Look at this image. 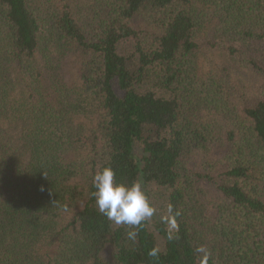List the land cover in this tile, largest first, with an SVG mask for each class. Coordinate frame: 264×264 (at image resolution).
<instances>
[{
    "label": "trees",
    "instance_id": "trees-1",
    "mask_svg": "<svg viewBox=\"0 0 264 264\" xmlns=\"http://www.w3.org/2000/svg\"><path fill=\"white\" fill-rule=\"evenodd\" d=\"M105 165L150 219L98 211ZM0 264H264V0H0Z\"/></svg>",
    "mask_w": 264,
    "mask_h": 264
},
{
    "label": "clouds",
    "instance_id": "clouds-1",
    "mask_svg": "<svg viewBox=\"0 0 264 264\" xmlns=\"http://www.w3.org/2000/svg\"><path fill=\"white\" fill-rule=\"evenodd\" d=\"M115 176L116 173L110 165L98 168L92 176L94 191L91 192V196L95 199L98 211L116 225L139 226L142 221L154 215L155 208L151 206L142 190L141 181L135 180L125 184L117 182ZM167 212L169 215L162 219L169 222L170 227L175 229L177 226L174 217L180 213L179 211L173 213L171 204L168 205ZM127 235L129 239L135 240L137 232L129 231ZM171 238L172 234L169 232V239ZM158 251L157 248L151 249L149 256L156 257ZM200 251L205 250L201 248Z\"/></svg>",
    "mask_w": 264,
    "mask_h": 264
},
{
    "label": "rangeland",
    "instance_id": "rangeland-1",
    "mask_svg": "<svg viewBox=\"0 0 264 264\" xmlns=\"http://www.w3.org/2000/svg\"><path fill=\"white\" fill-rule=\"evenodd\" d=\"M229 69L232 72V83L237 88V93L243 100L250 103L261 95L263 87L261 79L251 73L237 69L232 65H229Z\"/></svg>",
    "mask_w": 264,
    "mask_h": 264
}]
</instances>
